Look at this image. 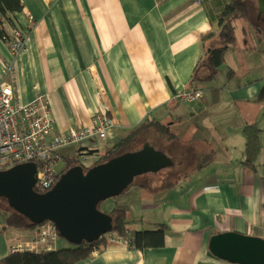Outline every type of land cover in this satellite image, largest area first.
<instances>
[{
  "label": "crops",
  "instance_id": "crops-1",
  "mask_svg": "<svg viewBox=\"0 0 264 264\" xmlns=\"http://www.w3.org/2000/svg\"><path fill=\"white\" fill-rule=\"evenodd\" d=\"M21 1L15 17L26 51L13 55L0 39V82L14 88L16 101L47 96L63 134L91 126L100 113L110 116L111 137L91 138L85 146L98 158L147 120L165 123L174 135L158 137L165 143L158 148L174 161L169 184H135L123 193L137 199L130 227L162 224L164 245L139 250L106 242L77 264H239L215 255L210 242L224 232L264 239V19L255 31H236L223 64L231 80L219 82L220 67L199 84V100L185 101L177 94L192 91L190 79L205 56L202 37L219 31L229 0ZM247 126L260 130L254 165L248 162ZM110 140L114 145L104 150ZM71 147L62 155H76ZM21 233L0 231V259ZM56 246L68 245L58 238Z\"/></svg>",
  "mask_w": 264,
  "mask_h": 264
},
{
  "label": "water",
  "instance_id": "water-1",
  "mask_svg": "<svg viewBox=\"0 0 264 264\" xmlns=\"http://www.w3.org/2000/svg\"><path fill=\"white\" fill-rule=\"evenodd\" d=\"M257 1L261 18L264 0ZM173 165V159L164 151L146 142L141 149L124 152L89 168L74 165L62 172L50 190L39 192L35 189L37 164L25 162L0 170V197L32 225L52 221L60 236L72 245H80L99 240L114 230L113 217L99 209L103 200L123 194L136 177L158 173ZM210 245L212 252L223 259L239 264H264L261 237L224 232L213 236Z\"/></svg>",
  "mask_w": 264,
  "mask_h": 264
},
{
  "label": "built area",
  "instance_id": "built-area-1",
  "mask_svg": "<svg viewBox=\"0 0 264 264\" xmlns=\"http://www.w3.org/2000/svg\"><path fill=\"white\" fill-rule=\"evenodd\" d=\"M12 32L13 39L8 42L11 53L16 55L20 51H26L27 37L23 29L17 26ZM9 66V63L4 66V74ZM202 96L199 88L177 94L178 98L185 101H196ZM55 123L47 96L39 93L32 102L20 103L15 99L14 88L0 82V170L25 162H35L38 168L35 189L46 192L55 185L63 172L62 148L76 145L78 149H88L85 147L90 146L88 140L109 139L115 127L114 120L105 113L98 114L91 126L71 129L67 134L59 133ZM58 237L56 225L52 221H46L32 230L24 231L21 238L11 246V253L55 250ZM106 242L123 244L130 241L129 238L107 235ZM98 252L99 249H96L93 254Z\"/></svg>",
  "mask_w": 264,
  "mask_h": 264
},
{
  "label": "trees",
  "instance_id": "trees-1",
  "mask_svg": "<svg viewBox=\"0 0 264 264\" xmlns=\"http://www.w3.org/2000/svg\"><path fill=\"white\" fill-rule=\"evenodd\" d=\"M22 9L23 3L21 0H0V39L7 43L13 39L12 31L17 28L15 14L22 11ZM249 15L251 16V9L248 3L239 0H229L219 19V33L211 32L202 37V45L205 47V56L196 64L193 75L190 79L189 89H197L200 83L206 82L217 74L218 70L225 62L226 51L236 39L234 21L236 19L247 18ZM258 22L259 21H257L256 24H258ZM213 41H216V43L207 46L209 42ZM145 128H154L157 133L163 136L169 134L168 138L174 136L173 132L170 129L168 130V127H166L165 124L160 123L159 121L152 122L147 120L144 124L134 128L130 133L123 137L106 154H102L96 164L121 154H116V152H119L123 146L129 144L135 136L141 133V131ZM246 133L248 137V162L251 165H254L261 148L259 137L260 130L256 126H247ZM88 151L89 154L96 153L95 150L90 148H77L76 155L64 156L63 171L79 164L78 161L82 156L81 152L87 153ZM135 184L136 182H133L131 186ZM138 185L149 186L148 184ZM3 205L8 206V209H3ZM1 211H5L7 215L4 221H2L3 225L0 231L5 232L9 229L25 231L31 230L37 226L32 225L28 218L13 208H10L7 200L3 197H0V212ZM109 214L113 217L114 230L112 232L118 236L127 234L130 241L129 243L132 247L143 250L149 247L164 245L165 228L162 224H159V226L154 229L136 230L130 227V222L133 221L129 220L128 211L124 206H116L109 212ZM110 235L113 234L111 233ZM106 238L107 235L90 243L85 241L80 245L71 244V246L63 248H57L56 246V249L51 251L12 252L1 258L0 264H77L79 261L93 255V251L99 249L100 246L106 242Z\"/></svg>",
  "mask_w": 264,
  "mask_h": 264
},
{
  "label": "rangeland",
  "instance_id": "rangeland-1",
  "mask_svg": "<svg viewBox=\"0 0 264 264\" xmlns=\"http://www.w3.org/2000/svg\"><path fill=\"white\" fill-rule=\"evenodd\" d=\"M239 1H241V0H239ZM242 1L248 3V5H249V7L251 9V16L249 15L247 18L241 19V23L239 22V26L241 25L243 27V29H241V27L238 26V29L235 30V31H237L238 36H241V34H243L244 31H248L251 28L255 31L256 28H257V26L255 24L258 21V19H257L258 12H259L258 11V7H259L258 1L257 0H242ZM244 36H245V38H247V34H245ZM213 43H216V41L209 42L207 46H210V44H213ZM241 44H242V42H239L240 47H241ZM232 45H233V43H232ZM229 69L230 68L228 66H226V65H222L221 66L222 74H224V75H221V77L219 78V82L223 83V82H227L228 80L229 81L231 80L229 78V73H228ZM232 81H238V78H234V79H232ZM198 88L200 90H202V93H203V89L201 87H198ZM165 120H166V118H164L163 122H165ZM158 137H160V134L159 133H156V130L154 128H145V129H143L141 131V133L137 134L135 136V138L129 144L123 146L119 150V152L117 151L116 154L117 153L118 154L119 153L122 154V153L127 152V151H131V150L134 151V150L141 149L146 142H148V143H150L151 145H154V146L156 145L157 148H158V146L165 144V143L162 142V140L159 143L158 142ZM114 139H116V138H114ZM163 140H165V139H163ZM114 143L115 142L113 140H110L108 143H104L102 145V148H104V150L105 149L107 150L108 147L110 145H114ZM71 146H72L71 147L72 148L71 151H73V154H74L75 151H76V147L77 146L76 145H71ZM106 153H104V154H106ZM83 155H84V158H81L80 157L78 163L81 164V165H83L85 168H88L90 166H93L100 159V158H98V155H96V153L95 154H89V151L87 153L83 154ZM171 168H172V166L171 167H168L166 169H163V170H161L158 173H152V174L148 173V174H145V175L138 176V178L137 177L135 178L134 182H136L137 185L138 184H148L150 186V184L154 181L153 184L156 183V182H161L163 185H167L172 180V179H170L168 177L169 176L168 175V172H169V170H171ZM133 186L134 185H132L131 187H133ZM126 192H128V191H126ZM123 196H124V194H121V195H118L116 197H111V198H108V199L103 200L101 202L100 206H99V209H101L102 211H105V210H110L111 211L112 208H115L116 206L122 204V205H125L126 206L127 211H128V213L130 215L133 214V213H135L137 199L128 198V197H127V199H125V197H123ZM2 207H3V209H8V206H6V205H3ZM6 215H7V213L5 211H1L0 212V224H1L2 221H4ZM132 225H133V222H130V226H132ZM25 231H28V230H25ZM23 232L24 231H22V233ZM22 233L17 237L18 239L21 238ZM111 233L113 235H116L112 231L106 233L105 235H110ZM105 235H103V236H105ZM127 236L128 235L125 234L123 236H118V237H121L122 239H126V238H128ZM59 239L60 240H64L65 243H66V245H68V246H71V244H72V243H70L68 240H66L62 236H59ZM105 244H106V242L103 244V246ZM101 248H99V250Z\"/></svg>",
  "mask_w": 264,
  "mask_h": 264
},
{
  "label": "flooded vegetation",
  "instance_id": "flooded-vegetation-1",
  "mask_svg": "<svg viewBox=\"0 0 264 264\" xmlns=\"http://www.w3.org/2000/svg\"><path fill=\"white\" fill-rule=\"evenodd\" d=\"M262 19H264V18L259 19V22H260ZM259 22H258V23H259ZM63 161H64V156H63ZM62 164H63V162H62Z\"/></svg>",
  "mask_w": 264,
  "mask_h": 264
}]
</instances>
